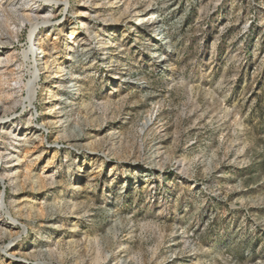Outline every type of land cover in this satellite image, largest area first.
Masks as SVG:
<instances>
[{"label":"rangeland","instance_id":"obj_1","mask_svg":"<svg viewBox=\"0 0 264 264\" xmlns=\"http://www.w3.org/2000/svg\"><path fill=\"white\" fill-rule=\"evenodd\" d=\"M0 264H264V0H0Z\"/></svg>","mask_w":264,"mask_h":264},{"label":"bare ground","instance_id":"obj_2","mask_svg":"<svg viewBox=\"0 0 264 264\" xmlns=\"http://www.w3.org/2000/svg\"><path fill=\"white\" fill-rule=\"evenodd\" d=\"M9 12H10V10H8ZM31 11H34V10H31ZM41 50H40V53H44L45 51H44V49L41 47L40 48ZM38 54V53H37ZM45 54V53H44ZM46 66H47V64H46ZM46 66L44 67L46 70H47V68H46ZM24 137H26V135H18L16 138H18L19 140H21V139H23ZM170 160H172V159H170ZM13 255H15V253H13Z\"/></svg>","mask_w":264,"mask_h":264}]
</instances>
